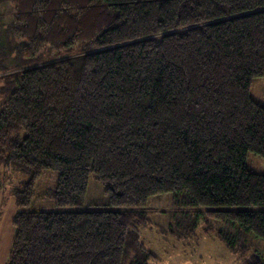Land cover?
I'll list each match as a JSON object with an SVG mask.
<instances>
[{"label":"trees","instance_id":"16d2710c","mask_svg":"<svg viewBox=\"0 0 264 264\" xmlns=\"http://www.w3.org/2000/svg\"><path fill=\"white\" fill-rule=\"evenodd\" d=\"M4 3L0 174L18 182L5 264H148L139 228L165 194L228 227L216 235L230 248L264 241V173L245 163L264 159V105L250 94L264 0ZM43 179L54 208L31 209ZM91 179L105 204L86 206Z\"/></svg>","mask_w":264,"mask_h":264},{"label":"rangeland","instance_id":"374dc122","mask_svg":"<svg viewBox=\"0 0 264 264\" xmlns=\"http://www.w3.org/2000/svg\"><path fill=\"white\" fill-rule=\"evenodd\" d=\"M9 7L6 3L0 7V23L9 20ZM50 58L49 54L43 56V60ZM15 59L21 61L20 57ZM250 94L254 100L264 105V77L253 80ZM245 163L254 172L264 173V159L260 155L248 152ZM47 172L46 181H49L48 187H51L56 175L51 171ZM16 174L18 178L24 175L21 171ZM13 178L0 174V264H5L8 259V249L14 233L11 221L18 210L14 199L18 182ZM43 182L44 179L38 185L31 209L54 208L52 201L43 197V190L47 188V183ZM178 199L185 203L183 197ZM179 200L165 194L151 198L146 206L145 224L139 228V235L145 250L153 255L148 264H244L256 252L264 255V241L251 233L244 236L239 234L240 240L235 237V245L230 248L217 237V232L222 229L229 232L228 227L208 219L198 209L177 204ZM105 202L102 185L91 179L86 206H99Z\"/></svg>","mask_w":264,"mask_h":264},{"label":"crops","instance_id":"0c3cea01","mask_svg":"<svg viewBox=\"0 0 264 264\" xmlns=\"http://www.w3.org/2000/svg\"><path fill=\"white\" fill-rule=\"evenodd\" d=\"M9 250V249H8ZM7 252V251H6Z\"/></svg>","mask_w":264,"mask_h":264}]
</instances>
